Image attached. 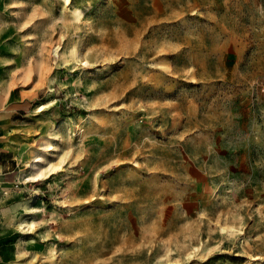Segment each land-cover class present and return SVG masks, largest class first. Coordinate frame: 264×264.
Masks as SVG:
<instances>
[{"label":"rangeland","instance_id":"374dc122","mask_svg":"<svg viewBox=\"0 0 264 264\" xmlns=\"http://www.w3.org/2000/svg\"><path fill=\"white\" fill-rule=\"evenodd\" d=\"M1 124L4 264H264V0H0Z\"/></svg>","mask_w":264,"mask_h":264},{"label":"crops","instance_id":"0c3cea01","mask_svg":"<svg viewBox=\"0 0 264 264\" xmlns=\"http://www.w3.org/2000/svg\"><path fill=\"white\" fill-rule=\"evenodd\" d=\"M22 128L21 124H16L9 130V134H6V128L0 125V187L9 183L14 173L13 167L20 165L19 158L24 150L22 143L26 138L22 136ZM0 264L4 263L0 261Z\"/></svg>","mask_w":264,"mask_h":264},{"label":"bare ground","instance_id":"6f19581e","mask_svg":"<svg viewBox=\"0 0 264 264\" xmlns=\"http://www.w3.org/2000/svg\"><path fill=\"white\" fill-rule=\"evenodd\" d=\"M83 13V12H82ZM81 13H78V16L80 15ZM75 60V59H74ZM41 110H43V109H41ZM43 146V145H42ZM44 148L46 149V150H48V151H52L53 149H54V147L50 144V143H47V144H45L44 145ZM40 151V150H39ZM40 153H41V151H40ZM51 153V152H50ZM38 154V153H37ZM37 154H36V156L33 158V162L29 165L30 167L31 166H39L41 163H42V161H43V157L42 156H37ZM42 154V153H41ZM40 154V155H41ZM28 167V166H27ZM43 176H44V174L42 173V171H39L38 173H36V174H34V175H32V176H24L23 178H22V180L24 181V182H26V183H34V182H39V181H42V179H43Z\"/></svg>","mask_w":264,"mask_h":264}]
</instances>
